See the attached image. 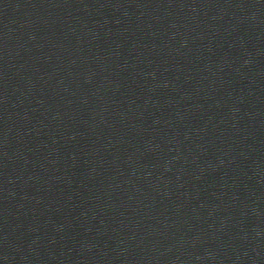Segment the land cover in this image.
<instances>
[{
	"label": "water",
	"instance_id": "water-1",
	"mask_svg": "<svg viewBox=\"0 0 264 264\" xmlns=\"http://www.w3.org/2000/svg\"><path fill=\"white\" fill-rule=\"evenodd\" d=\"M0 264H264V0H0Z\"/></svg>",
	"mask_w": 264,
	"mask_h": 264
}]
</instances>
